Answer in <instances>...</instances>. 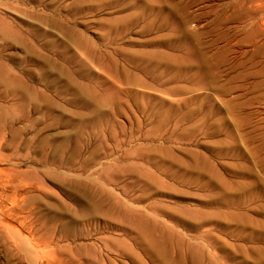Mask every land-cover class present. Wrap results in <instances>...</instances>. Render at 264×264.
I'll use <instances>...</instances> for the list:
<instances>
[{"label":"rangeland","instance_id":"obj_1","mask_svg":"<svg viewBox=\"0 0 264 264\" xmlns=\"http://www.w3.org/2000/svg\"><path fill=\"white\" fill-rule=\"evenodd\" d=\"M263 6L0 0V203L29 211L0 264L147 262L138 195L153 264H264Z\"/></svg>","mask_w":264,"mask_h":264},{"label":"bare ground","instance_id":"obj_2","mask_svg":"<svg viewBox=\"0 0 264 264\" xmlns=\"http://www.w3.org/2000/svg\"><path fill=\"white\" fill-rule=\"evenodd\" d=\"M249 4H251V3H249ZM258 6V5H257ZM264 7V6H263ZM259 10V9H258ZM250 11H251V8H250ZM253 11V10H252ZM249 12V11H248ZM258 12V11H257ZM262 12V11H261ZM257 14V13H256ZM255 16V15H254ZM253 16V17H254ZM252 19V18H251ZM259 19V18H258ZM261 19V18H260ZM259 21V20H258ZM257 21V22H258ZM256 22V23H257ZM261 23H263V22H261ZM260 25H262V24H260ZM259 25V26H260ZM264 26V25H263ZM262 26V27H263ZM260 28L259 30H260V32L259 33H264V28ZM257 28H258V26H257ZM259 35V34H258ZM211 56H212V54H211ZM214 56V55H213ZM211 58V57H210ZM25 96V95H24ZM8 98V97H7ZM13 99V98H12ZM27 99V98H26ZM30 99V98H29ZM20 101V100H19ZM20 102H22V101H20ZM24 103V102H23ZM16 105V104H15ZM19 105V104H18ZM4 122V121H3ZM7 122V121H6ZM6 126V125H5ZM98 126V125H97ZM8 127V126H7ZM100 128V127H99ZM0 129H1V126H0ZM1 132H2V130H1ZM3 133H4V131H3ZM79 144V143H78ZM2 145V144H1ZM5 145V144H4ZM77 146V145H76ZM79 146V145H78ZM75 150V149H74ZM76 150H78V149H76ZM73 152H76V151H73ZM77 154V153H76ZM79 154V153H78ZM1 160V159H0ZM4 159L2 158V161H3ZM4 163V162H3ZM2 163V164H3ZM1 167V166H0ZM0 169H2V167L0 168ZM4 170V169H3ZM5 170H7V169H5ZM10 170V169H9ZM1 172V171H0ZM3 172V171H2ZM6 172V171H5ZM4 172V174L6 175V173ZM3 173H0V183L3 181V180H5L2 176H4V175H2ZM10 174H11V172H10ZM10 174H8L7 173V175L6 176H8V175H10ZM13 174V175H12ZM11 175H12V177H14V174L15 173H12ZM16 175V174H15ZM5 176V177H6ZM12 177L10 178V179H12ZM8 179H9V176L7 177ZM16 178V177H15ZM7 179V180H8ZM18 179V178H17ZM16 179V180H17ZM36 180V179H35ZM6 181V180H5ZM12 180H10V181H8V182H11ZM18 181V180H17ZM15 182V180L13 179V181L11 182L12 184H14L13 182H15V184L14 185H16L18 182ZM37 181V180H36ZM138 182H139V186H140V189H142L143 191H146L147 189H149L152 185L149 183V182H147L146 180H144V179H138L137 180ZM7 182V181H6ZM2 184H4V181H3V183ZM21 184V183H20ZM20 184H18L19 185V187L18 188H20ZM26 184V183H25ZM24 184V185H25ZM36 184V183H35ZM13 185V187H15L16 188V190H18V188L16 187V186H14ZM23 185V184H22ZM26 185H28V183L26 184ZM25 185V186H26ZM33 185V184H32ZM0 186H2L1 184H0ZM29 186H31V185H29ZM5 187V186H4ZM22 187V186H21ZM32 187V186H31ZM31 187H29V188H31ZM34 187V186H33ZM9 188V187H8ZM25 188V187H24ZM24 188H21V189H24ZM2 189H4L3 188V186H2ZM13 189V188H12ZM21 189H19L20 191H22ZM33 189V188H32ZM36 189V188H35ZM40 189V188H39ZM38 189V190H39ZM6 190H7V187H6ZM6 190H5V192H6ZM14 190V189H13ZM15 190V191H16ZM18 190V193L20 192ZM1 191V190H0ZM10 191H11V188H10ZM4 192V191H3ZM23 192V191H22ZM28 192V191H27ZM42 192V191H41ZM24 193V192H23ZM45 193V192H44ZM14 194V191H13V193H12V195ZM1 195V194H0ZM2 195L4 196L5 194H3L2 193ZM14 195H16V194H14ZM7 198H10V196L8 195V193L5 195ZM9 196V197H8ZM18 197H19V195H17ZM1 197V196H0ZM6 197H3V198H6ZM37 196L35 195V196H33L32 198H31V200L32 201H36L37 200V198H36ZM2 198V197H1ZM0 198V199H1ZM6 198V199H7ZM13 199L15 198V197H12ZM20 199H21V201H22V204H21V206H18V203L16 204L17 206L16 207H14V205H15V203L13 204V207L12 208H7V207H9V206H7L6 207V202H4L5 203V206H4V204H2V203H0V204H2V205H0V230L1 231H4V232H7V234L9 233V230H8V227H9V225H10V222L12 221L15 225H16V227H17V231H15V234L14 235H6L7 237H14V236H16L17 237V239H18V237H22V236H24L25 238H27L26 236L28 235H23L22 234V231H21V229H24L25 227H27V226H25L26 224L25 223H27L26 222V215H25V212H27L26 211V209L24 208L25 207V203H26V201H28V199L25 197V196H23L22 195V197H19ZM16 199V198H15ZM14 199V200H15ZM40 199H42V198H40ZM142 200V196H140V195H138L134 200H131V201H129L130 202V210H132L131 212L129 211L128 212V214L126 215L127 216V220H129V223H131L133 226L131 227V228H125V225L123 226V228H124V230H125V234H126V236H127V238L130 240V243H128L127 245V248L130 250L132 247H134V246H137V247H139V246H141V251H142V254L145 256V257H148L149 258V261H147V262H145L144 260H141L142 258L140 257V255L137 253H135L134 251L130 254V256L132 257V259H133V262L135 263V264H141V263H143V264H153V260H152V256L154 255V251H153V245H154V241H153V238H152V234H149V233H147V232H145V230L146 229H148L150 226H151V223L148 221V219L145 217V215L142 213V211H141V209L139 208V202ZM20 201V202H21ZM12 202H14L13 200L11 201L10 200V203H12ZM8 205V204H7ZM12 205V204H11ZM144 210V209H143ZM145 212H146V214H147V210H144ZM29 212V211H28ZM27 212V213H28ZM141 215V217H138L137 215ZM177 217V216H176ZM32 218V217H31ZM30 218V219H31ZM80 219V218H79ZM183 219V218H182ZM28 221V220H27ZM183 221H185L184 219H183ZM186 222V221H185ZM32 227V226H31ZM135 228V229H134ZM26 229V228H25ZM27 231H28V227H27V229H26ZM26 232V231H25ZM30 232V231H29ZM35 233V232H34ZM36 236V235H35ZM12 237V238H13ZM29 237V236H28ZM32 236H30V238H31ZM23 238V237H22ZM22 238H20V240L22 239ZM67 238V237H66ZM14 239V238H13ZM12 239V240H13ZM24 239V238H23ZM49 239V238H48ZM48 239H47V241H48ZM19 240V239H18ZM18 240H16L15 242L17 243V242H19ZM33 240V239H32ZM31 240V241H32ZM143 240H146L147 241V243L146 242H144ZM22 241H24V240H22ZM21 241V242H22ZM36 241V240H35ZM39 241V240H38ZM13 242H14V240H13ZM25 243H23L24 244V246H26V242L27 241H24ZM29 242V241H28ZM33 242V241H32ZM46 242V241H45ZM3 243V242H2ZM41 243V242H40ZM19 244H21L20 242H19ZM18 244V246H20ZM28 244H30V243H28ZM43 244V243H42ZM42 244H40V245H42ZM7 245H10V244H7ZM12 245V244H11ZM35 245L37 246V244L35 243ZM165 245L166 246H168L167 245V243L165 242ZM23 246V247H24ZM50 246V245H49ZM49 246H47V247H49ZM15 247V246H14ZM33 248H35V246H32ZM47 247H46V249H47ZM4 248V247H3ZM2 248V249H3ZM37 248V247H36ZM25 249L27 250V247H25ZM41 249H44V248H41ZM8 250V249H7ZM12 250H14V249H12ZM20 252H21V254H19V255H16V254H14V258H12L11 259V261L14 263H16V264H22V260H23V255H24V252H23V250H22V247H21V249H20V247H19V249H18ZM17 250V251H18ZM11 251V250H10ZM29 251V250H28ZM42 251V250H41ZM9 252V251H8ZM23 252V253H22ZM27 252V251H26ZM12 253V252H11ZM41 253V256H42V260L40 261V264H57V262L54 260V255L53 254H51V253H47V251L46 252H40ZM55 254V253H54ZM53 255V256H52ZM55 256H56V254H55ZM59 256V255H58ZM40 258V257H39ZM39 258H38V260H39ZM57 258H59V257H57ZM56 258V259H57ZM37 259V258H36ZM63 259V258H62ZM31 260H33V259H31ZM37 261V260H36ZM141 261V262H140ZM13 263H8V264H13ZM37 263V262H36Z\"/></svg>","mask_w":264,"mask_h":264}]
</instances>
